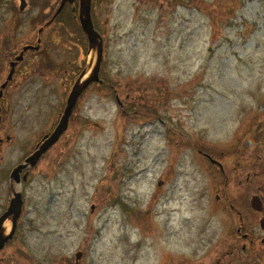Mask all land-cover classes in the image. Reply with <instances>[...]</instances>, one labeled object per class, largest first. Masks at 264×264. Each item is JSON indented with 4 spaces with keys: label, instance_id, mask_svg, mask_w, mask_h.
Masks as SVG:
<instances>
[{
    "label": "rangeland",
    "instance_id": "obj_1",
    "mask_svg": "<svg viewBox=\"0 0 264 264\" xmlns=\"http://www.w3.org/2000/svg\"><path fill=\"white\" fill-rule=\"evenodd\" d=\"M25 1L0 0L2 84L41 38L0 100L16 159L55 127L95 60L70 6ZM92 18L102 83L24 187L23 225L0 264H264L249 206L253 194L264 205V0H107ZM240 208L252 263L229 253Z\"/></svg>",
    "mask_w": 264,
    "mask_h": 264
},
{
    "label": "flooded vegetation",
    "instance_id": "obj_2",
    "mask_svg": "<svg viewBox=\"0 0 264 264\" xmlns=\"http://www.w3.org/2000/svg\"><path fill=\"white\" fill-rule=\"evenodd\" d=\"M106 1L107 0H92L91 1L92 17H93V11H94L95 5L99 4V3L100 4L105 3ZM79 3H80V0H71V2L66 1L63 5V7L70 6V10H71L70 13L73 15V19L75 22H77V24H79V21H78ZM60 10L56 11V14L59 13ZM55 15L53 16V18L56 17ZM53 18H52V20H53ZM41 31L39 32V34L41 33ZM82 34L84 36V39H85V42L87 45L86 37H85L83 32H82ZM37 44L39 47L37 50H34V51H39V49H40V45H41V38L40 37H37V41H36L35 45H37ZM30 45H32V44H30ZM35 45H32V46H35ZM80 51L82 53V49H80ZM15 67H17V64ZM14 74H15V70H14L13 76H14ZM13 76H12V79H13ZM5 79H6V77H5ZM12 79H11V81H12ZM0 81H1V76H0ZM3 81H1L0 83L2 84ZM11 81H9L7 83L5 88L8 87V85ZM92 84L87 86V88L85 89L83 94H85L86 91L90 87H92ZM5 88H4V90H5ZM4 90H3V94H4ZM3 94H2V97L0 100H2ZM83 94L81 95V97L83 96ZM153 97H154V99L157 98L155 96H153ZM77 106H78V102L75 105V108H74L72 115L69 119L68 127H70V125L72 124L71 121L74 118L73 116H74V113L76 112ZM146 108H148L147 105L144 106V109H146ZM53 129H49V130L45 131L42 135L39 136V138L37 137L35 140H33L30 148L26 149V151H24L20 155V158L17 157V159H16L15 157L17 156V150L19 149V147H18L17 143L15 142V138L9 132H7V128L4 125V117L2 114V107L0 106V185H3V188L6 190V193H7L4 201L0 203V217L7 211L14 192H19L21 194V198L23 201L21 213H20V215L16 221L15 232H14L13 238L10 241H12V240L14 241V238L17 236V231L20 228V225H23L22 220L24 219V205H25V194L23 191L24 187L30 183L32 175L35 173V171L38 168L39 163L44 159L45 155L49 152L51 147L40 156V158L38 159V161L35 165H30V164L26 163V159L38 149L40 144L43 142L44 137L47 134H49L51 132V130H53ZM61 137L59 138V140L61 139ZM203 157H205L209 162H211L210 156L208 154H203ZM212 165L217 166L221 170V172L224 173V170L222 168H220L217 164L214 163ZM230 208L232 209V207H230ZM253 212L258 213L257 211H253ZM235 213L239 219V224H238L237 229H236L235 243L233 246L230 245L229 253L233 254L234 252H236V254H237L238 248H240L239 251L243 254V258H248V261H250L252 263L253 262L252 259L258 258V256H259L258 243H257V240L255 239L254 229L251 227L248 232H242L244 228L247 229V226L250 227V225L247 224L246 222H244L245 216L243 215L244 210L242 211V208L235 210ZM263 215H264V205L262 208L261 216L258 217V215H257V217L260 219ZM11 218H12V215H10V216L8 215V218L4 220L2 227H4L5 230H9ZM262 243L264 244V240L262 241ZM240 258H241V256H240ZM249 258H251V259H249ZM254 264H256V261H254Z\"/></svg>",
    "mask_w": 264,
    "mask_h": 264
},
{
    "label": "water",
    "instance_id": "obj_3",
    "mask_svg": "<svg viewBox=\"0 0 264 264\" xmlns=\"http://www.w3.org/2000/svg\"><path fill=\"white\" fill-rule=\"evenodd\" d=\"M20 10H23L24 6L26 5L24 0H20ZM66 1L71 0H61L60 6L58 8V11L63 7L64 3ZM79 22L82 31L84 32L87 41H88V47L89 51L92 54V58L95 57L94 62L89 67H86L81 74L79 75L78 79L73 84L67 100L66 105L64 107L63 113L60 117V120L55 127L54 131L46 135V139L44 142L40 145L38 150H36L31 156H29L26 160L27 163L30 165L36 164L40 156L51 146L53 145L60 135L66 130L68 126L69 118L72 114V111L78 101V98L80 95L84 92L86 87L92 83L100 81L99 78V71L101 62L103 59V42L102 37L100 34L94 29L92 17H91V0H80L79 3ZM38 46L32 47V46H24L20 54L16 57V60L14 62L10 63V71L8 73L6 81L1 85L0 88V97L2 95V89L6 86L7 82L12 79V74L14 72V67L18 61L22 59L23 52L27 49H37ZM21 195L20 193L16 192L14 193V197L12 198L10 205L7 209V211L0 217V249H2L14 234L15 228H16V220L20 215L21 212ZM250 206L255 211H262V201L258 196H253L250 200ZM8 215H12L11 218V226L9 231H5L4 227H2V224L5 219L8 218ZM259 226L262 230H264V217H262L259 221ZM7 232V233H6ZM81 254L77 253L75 255V258H80Z\"/></svg>",
    "mask_w": 264,
    "mask_h": 264
},
{
    "label": "bare ground",
    "instance_id": "obj_4",
    "mask_svg": "<svg viewBox=\"0 0 264 264\" xmlns=\"http://www.w3.org/2000/svg\"><path fill=\"white\" fill-rule=\"evenodd\" d=\"M214 102H215V101H213V99L210 101V103H212V104H213ZM210 105H211V104H210Z\"/></svg>",
    "mask_w": 264,
    "mask_h": 264
}]
</instances>
